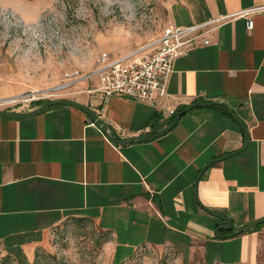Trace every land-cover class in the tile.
I'll use <instances>...</instances> for the list:
<instances>
[{
  "label": "crops",
  "instance_id": "crops-1",
  "mask_svg": "<svg viewBox=\"0 0 264 264\" xmlns=\"http://www.w3.org/2000/svg\"><path fill=\"white\" fill-rule=\"evenodd\" d=\"M261 6L264 0H173L168 25L228 17L176 59L164 94L154 102L105 98L89 91L99 85L95 78L77 81L64 97L88 106L121 137L151 135L191 103L226 102L247 125L246 148L241 125L214 105L190 109L156 138L128 143L71 105L0 116V245L16 264H31L37 247L72 218L110 233L114 264L144 246L171 247L182 264L196 253L205 264L255 259L259 232L218 238L224 222L205 208L234 228L264 217V9L243 14ZM20 92L0 87V99ZM232 152L207 167L196 189L201 169Z\"/></svg>",
  "mask_w": 264,
  "mask_h": 264
},
{
  "label": "rangeland",
  "instance_id": "rangeland-1",
  "mask_svg": "<svg viewBox=\"0 0 264 264\" xmlns=\"http://www.w3.org/2000/svg\"><path fill=\"white\" fill-rule=\"evenodd\" d=\"M172 1L17 0V26L6 38L0 28V87L21 91L14 95L19 96L58 86L68 72L90 73L99 58L123 55L159 37L169 23ZM261 225L255 259L237 264H264ZM109 238L93 220L72 218L37 247L31 264H114L106 247ZM10 256L0 245V264H16ZM133 256L126 264H182L166 246H144ZM191 264H205L200 253Z\"/></svg>",
  "mask_w": 264,
  "mask_h": 264
},
{
  "label": "built area",
  "instance_id": "built-area-1",
  "mask_svg": "<svg viewBox=\"0 0 264 264\" xmlns=\"http://www.w3.org/2000/svg\"><path fill=\"white\" fill-rule=\"evenodd\" d=\"M264 6L243 12L244 15L263 10ZM228 16H219L207 22L189 26L167 25L161 35L148 43L123 55L97 60L96 68L87 74L79 71L68 72L62 84L46 90H30L25 94L0 99V108L12 107L18 110L30 108L35 102L64 98L72 86L81 79L98 78V87L90 92H101L105 98L120 96L137 101L154 102L158 95L167 91L170 76L177 58L187 54L199 43V38L216 29ZM254 27V19L248 18L247 28ZM209 44V38L203 40Z\"/></svg>",
  "mask_w": 264,
  "mask_h": 264
},
{
  "label": "water",
  "instance_id": "water-1",
  "mask_svg": "<svg viewBox=\"0 0 264 264\" xmlns=\"http://www.w3.org/2000/svg\"><path fill=\"white\" fill-rule=\"evenodd\" d=\"M219 102H205V101H201V102H194L191 103L189 105H187L185 108H183L182 110H180L175 119L172 120L167 126L159 129L158 131H156L155 133L148 135V136H124L121 137L119 136L118 133H114L111 131V128L109 126V124L105 121H103L101 118L98 117V115L91 110L88 106L81 104L80 102H77L75 100H71V99H64V98H56V99H52L47 101L45 104L39 106L38 108H35L33 110L27 111V112H19V111H7V110H0V116H4V117H10V118H23V117H29V116H35L37 114H40L52 107H55L57 105H71V106H75L80 108L81 110L85 111L91 118L92 120L114 141L119 142V143H128V142H133V141H144V140H149V139H153L156 138L166 132H168L170 129H172L175 124L177 123V121L181 118L182 115H184L187 111H189L192 108L195 107H199V106H212V105H216ZM222 106H224L228 113L241 125L242 129L244 130V134H245V139H244V146L243 148H246L249 144L250 138H249V133H248V128L247 125L244 123V121L233 111V109L229 106V104H227L226 102H221L220 103ZM236 152H232L229 154H225V155H221L218 156L216 158H213L212 160H210L208 162L207 165H205L201 171L199 172L196 182H195V187L197 189L198 187V182L201 178V176L203 175V173L205 172V170L207 169L208 166H210L211 164L224 160L227 157H229L230 155H234ZM205 208V207H204ZM207 211H209L211 214L218 216L219 218H221L223 220L224 223L218 225V227L215 230L216 236L218 238H223L224 235L221 233L222 231H229L230 229H232L233 227V222L224 214L209 210L207 208H205ZM264 223V217L260 218L258 220H255L253 222H250L249 224L245 225V226H239L234 228L229 234V237L232 236H236L242 233H247L250 230H252L255 226Z\"/></svg>",
  "mask_w": 264,
  "mask_h": 264
},
{
  "label": "clouds",
  "instance_id": "clouds-1",
  "mask_svg": "<svg viewBox=\"0 0 264 264\" xmlns=\"http://www.w3.org/2000/svg\"><path fill=\"white\" fill-rule=\"evenodd\" d=\"M17 0H0V28H3L5 38L7 33L18 24V12L14 7Z\"/></svg>",
  "mask_w": 264,
  "mask_h": 264
},
{
  "label": "trees",
  "instance_id": "trees-1",
  "mask_svg": "<svg viewBox=\"0 0 264 264\" xmlns=\"http://www.w3.org/2000/svg\"><path fill=\"white\" fill-rule=\"evenodd\" d=\"M215 107H218V108H220L222 111H224L225 113H228V111H227V109L224 107V106H222L220 103H217L216 105H214ZM261 227H263V225H261V224H259V225H257V226H255L252 230H250L249 232H247V233H251V232H255V231H258L259 229H261ZM234 229V227H232V229H230L229 231H222L221 233L224 235V237L223 238H229V236H228V234L232 231ZM243 234V233H242ZM110 239V238H109ZM109 239H108V241H109ZM197 254V253H196ZM196 254H195V257H196ZM11 257V256H10ZM195 257H194V259H195ZM202 258V257H201ZM194 261V260H193ZM192 261V262H193ZM191 262V263H192Z\"/></svg>",
  "mask_w": 264,
  "mask_h": 264
}]
</instances>
